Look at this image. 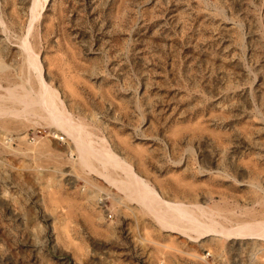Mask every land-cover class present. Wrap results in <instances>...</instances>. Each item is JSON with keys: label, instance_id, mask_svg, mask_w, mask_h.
Masks as SVG:
<instances>
[{"label": "rangeland", "instance_id": "1", "mask_svg": "<svg viewBox=\"0 0 264 264\" xmlns=\"http://www.w3.org/2000/svg\"><path fill=\"white\" fill-rule=\"evenodd\" d=\"M32 2L0 0V107L35 87L26 44L84 144L202 210L173 230L54 118L3 114L0 264H264V239L222 232L264 217V0Z\"/></svg>", "mask_w": 264, "mask_h": 264}, {"label": "bare ground", "instance_id": "2", "mask_svg": "<svg viewBox=\"0 0 264 264\" xmlns=\"http://www.w3.org/2000/svg\"><path fill=\"white\" fill-rule=\"evenodd\" d=\"M38 5H39L38 0H33L31 6V14L34 13ZM34 14L33 17L31 18V21L33 20V18L36 17V15ZM26 42L27 41H25V43ZM23 46H26L24 51L25 53L24 61L26 65V71L28 72L27 74L31 72L33 73V75H35L34 78L35 81L33 82L35 83V87H33L31 91H29L30 82L28 79L29 77L27 76L28 78L25 81L28 82V87L27 85L24 84L25 85L23 87L24 95L21 94L22 97L19 96L22 99H24L23 96H26L25 98L27 99L26 100L24 99L25 103L21 102V98H18V96L17 98L15 96L16 99L12 98L13 101L16 100L15 102L17 101L18 103L21 102L19 104L23 103L24 104L22 105L23 107L17 109L0 107V115L9 114L10 116V113H14V115L23 113V114H29L31 116L37 115L39 117H42L43 119H47L49 117L54 118L56 120V125L58 126V128L65 130L73 138L75 142V148L78 154L79 165H81L83 168H86L87 171L88 170L90 171L92 170V172L95 171V173H98L99 175H101V177H104V179L107 180L108 183H110L112 186H114L122 196L144 207L149 213L153 215L155 220L159 222L165 221L164 224H168L169 228L171 229L173 228V230L175 229L178 230L179 232L186 234L188 233L186 232L187 228L185 227H190L191 229H194L198 225V224L195 225L196 222H199L198 218L201 215L202 209L200 210L198 208L201 206H196L198 207L197 208L198 211L196 212L195 209H193L192 205L185 204L183 202L163 199L157 193V191H155L149 185V183L145 179H143V177H141L139 174H137L134 171L131 165H129L127 162L121 159L118 155L113 154L108 149L95 150L92 147L93 145L91 146L87 143L84 144L85 139L83 138L82 134L79 133V135H77L75 133L70 123L71 121L65 112L64 106L59 103V100L57 99L58 98L57 92L54 91L50 86H48L43 81L41 76V67L36 60V55L28 51L29 50L27 49L28 45L24 44ZM56 113H58L59 115L56 116ZM59 118L60 120L57 121V119ZM52 122L49 123H51L52 125L53 124ZM98 165L99 167L100 166L101 167L98 168L97 167ZM111 170L118 171L120 173L117 174L120 175L118 176L119 178H114L113 174L111 173ZM242 221L245 222L244 220ZM246 221H252V220L248 219ZM186 222L189 224H186L185 226L184 224ZM211 226L213 231L214 229L216 230L215 225L212 224ZM207 231L205 232L203 231L201 234L206 233ZM221 231L222 230H220V232ZM232 231H233L232 234L238 237H243V238L261 237L262 239H264V217H261L259 220H256V222L254 221V223L251 222V223H247L246 225L239 226L235 230L231 229L222 232L225 234L227 232V234H229Z\"/></svg>", "mask_w": 264, "mask_h": 264}]
</instances>
